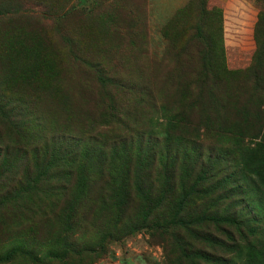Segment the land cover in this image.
Instances as JSON below:
<instances>
[{
  "label": "rangeland",
  "instance_id": "obj_1",
  "mask_svg": "<svg viewBox=\"0 0 264 264\" xmlns=\"http://www.w3.org/2000/svg\"><path fill=\"white\" fill-rule=\"evenodd\" d=\"M136 134L156 181L210 157L203 181L185 174L193 225L169 198L144 219ZM62 137L104 159L59 160ZM239 150L264 151V0H0V264H264V178Z\"/></svg>",
  "mask_w": 264,
  "mask_h": 264
},
{
  "label": "trees",
  "instance_id": "obj_2",
  "mask_svg": "<svg viewBox=\"0 0 264 264\" xmlns=\"http://www.w3.org/2000/svg\"><path fill=\"white\" fill-rule=\"evenodd\" d=\"M257 132H252V135L256 136ZM136 140L133 139L135 145L132 148L133 153L129 158V162L127 165H130L131 163H133L135 160H138L140 162V168L138 169V177L141 175L143 177V180L141 182V184L138 186V189L141 190V192L145 191L144 193V206L146 208V214L144 219L149 221V219L151 218V213L152 211H154L159 205L160 203H162L163 199L169 198V202L166 204L170 206V212L169 214H167L166 218H168V220L176 225L182 226L183 228L187 227L188 224H192V222H194L196 219L200 220V218H192L189 219L185 216L182 215V213H184V205L188 204H193L195 203V199L197 198V190L198 188L195 186V182L196 181H203L205 179L204 174L206 172H208L212 165L211 161H210V157H206V161L199 163L200 168L196 169L195 166L192 168H195L196 170H192L191 168L189 169L188 173L185 171V168L182 167L181 170H183V175H179L177 181H174L176 178L177 173H175L174 171H172V166H174V162L173 163H167L166 165L164 164V162L162 163L161 167L163 169L162 174L161 173H156V176L160 175V181H156V177H150V171H151V167H152V161L151 158L149 159L150 155H151V148L149 146H152L150 144H148L149 142V137H145L140 134H136ZM130 137V136H129ZM51 138H53V135L51 136ZM131 137L128 139L130 140ZM69 139H65L64 137H62V139L58 138L57 142H53V147H57V153L60 157V154L62 153V151H64V155H62L60 158L58 157V159H62L63 156L65 157H70L71 159L68 160V162L70 160H76L79 158H87L89 157V155L94 154V157H97L101 160L104 159L105 156V151L103 150L102 147H97V148H90V149H86L84 148L82 152H78L76 150V152H71L68 151L67 148L69 147L67 144ZM128 140L125 142V139L120 140L119 142V147L122 150L125 149H129L127 147L128 144ZM147 144V145H144ZM154 148V145H153ZM96 151V153H95ZM159 152V150L154 148V152ZM172 151H175L172 149ZM117 152V150H116ZM153 152V153H154ZM161 152V151H160ZM159 152V153H160ZM176 152V151H175ZM239 152H242L243 157L241 155V157H239L241 160V162L245 165L248 173L256 175L258 177H263L264 178V159H262V156H264V151H260L259 153H255L252 150H239ZM7 156V153L5 154ZM173 159L175 160L176 153H173ZM193 156L194 158H199L201 159L203 156V152L201 153L198 150L193 151ZM239 156V155H238ZM13 159V161H15L14 164L16 163H20L23 160H25L26 158L24 157L23 154H19L16 153L14 155H12L11 157ZM7 160L6 158L3 160L4 163H6L7 161L12 162V159ZM116 158H120V155L116 156ZM193 158V163H195V160ZM209 158V160H208ZM64 160V159H62ZM80 160V159H79ZM65 161V160H64ZM78 163V160L76 161ZM81 162V160H80ZM56 162L53 161H47L43 164L44 166V170L43 172H45L47 170L48 167H51L53 169L51 176L54 174V172L56 170H54V164ZM42 165V164H40ZM196 165V164H195ZM167 171H171L169 174L167 173ZM110 173V172H108ZM185 174H188L187 176H190L191 174L194 175V183L190 182L189 184H187V178L185 177ZM162 175V176H161ZM37 175L35 176V182ZM149 178H153L152 180H148ZM108 182L110 183L112 181V179H108ZM30 182V181H29ZM38 184L34 183L33 187L37 186ZM216 188L220 189L218 190V195H217V200L221 199V198H225L226 197V189L224 188V182L223 183H217V186H215ZM256 187L258 188L259 185L258 183H256ZM179 189V192H176L175 190ZM201 191V190H200ZM14 192V191H13ZM122 193L123 192H119L116 197H114V204L116 206V211L114 213V215H103L102 218H110L112 219V221L115 223L118 219V210L122 209V208H126V203H127V199L129 198V194L127 193V188L124 189V193H127L125 195L124 198H122ZM157 195V198H155V201L153 196ZM193 195V196H192ZM3 200H10V199H14L15 196H10L9 192H6L5 195L1 196ZM149 197V199H148ZM193 199V201H191L190 199ZM152 199V202L150 201ZM187 206V205H186ZM102 208V207H101ZM218 208V207H217ZM186 213H188L189 211H185ZM156 216L159 214L154 213ZM215 216L219 217V212L216 211L215 212ZM216 217H214L213 215L210 216L211 219H215ZM128 220L129 223V229H133L136 225V221H134L132 218H126ZM223 219L227 222H234L235 219L234 217H231V215L226 214L223 215ZM193 225V224H192Z\"/></svg>",
  "mask_w": 264,
  "mask_h": 264
}]
</instances>
